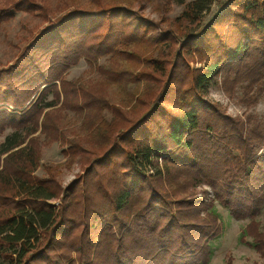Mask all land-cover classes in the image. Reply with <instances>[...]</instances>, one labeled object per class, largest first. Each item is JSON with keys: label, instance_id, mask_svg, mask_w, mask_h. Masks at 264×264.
I'll use <instances>...</instances> for the list:
<instances>
[{"label": "trees", "instance_id": "1", "mask_svg": "<svg viewBox=\"0 0 264 264\" xmlns=\"http://www.w3.org/2000/svg\"><path fill=\"white\" fill-rule=\"evenodd\" d=\"M216 1L158 0L161 15L183 8L154 22L135 9L152 0H57L54 19L37 0H0V31L16 14L42 25L0 69V134L15 130L0 141V264H209L215 202L248 220L238 243L264 261V134L205 98L222 73L264 80V0H223L201 26ZM80 59L122 106L136 98L129 110L66 79ZM54 143L84 169L64 191L60 165L35 175ZM205 184L213 198H195Z\"/></svg>", "mask_w": 264, "mask_h": 264}, {"label": "rangeland", "instance_id": "2", "mask_svg": "<svg viewBox=\"0 0 264 264\" xmlns=\"http://www.w3.org/2000/svg\"><path fill=\"white\" fill-rule=\"evenodd\" d=\"M157 1L152 0L150 3L137 4L135 5V9L141 12L144 17L154 22H159L164 18L173 20L180 15L183 6L178 4H172L170 12L161 15L154 9V4ZM222 1H216L211 5L210 9L203 15L201 26L213 18L218 12L220 2ZM37 2L48 10V19H54L63 14L55 8L57 0H37ZM40 24V20L31 15L20 16L16 14L13 20L5 25L4 29L0 31V69H6V67H9L16 60L22 47L28 44L32 34L42 27ZM162 24L163 27L167 26V23ZM190 65L193 68L199 67L197 64ZM65 77L68 81L77 79V83L85 87L86 90L92 91L94 94L99 95L101 100L110 102L124 111L129 110L135 103L136 98L132 100L130 106H122L118 101L124 94L118 90H109L106 83H99L101 79L96 75L95 70L88 69V65L83 59H80L77 64L72 66L65 74ZM135 90L141 92L143 90L142 85ZM48 98L46 100H50ZM127 98L130 97L127 96ZM205 98L217 105L225 114L241 119L248 129L257 126L264 134V80L254 83L243 78L238 79L235 74L230 72L222 73L210 84ZM59 112L61 113V111ZM63 116H65L63 121H65V126L69 131H81V129H76L81 126V120L78 117L69 112H64ZM104 116L107 119L110 118L108 113H105ZM14 131L12 127H8L0 134V141L7 134H11ZM73 137V135L70 136V138ZM61 150L57 143L44 146L41 153L40 165L35 175L38 177L43 176L45 173L43 168L46 166L60 165L61 168L59 169L57 180L62 191H64L84 173V169L77 160L72 161L70 166L67 167L65 165L67 158L63 157ZM259 153H264V142L260 146ZM136 161L140 168L145 169V172L150 171L154 174L141 157L136 158ZM190 192L198 199L210 200L213 198V192L206 184L198 185L190 190ZM60 197L55 200H59L60 202ZM214 205L220 214L217 225L221 229L220 235L215 241V248L209 264H264V261L256 251L244 244L238 243L237 237L248 223V220H235L229 215L228 209L223 205L217 202ZM256 218L263 223V215H258Z\"/></svg>", "mask_w": 264, "mask_h": 264}, {"label": "built area", "instance_id": "3", "mask_svg": "<svg viewBox=\"0 0 264 264\" xmlns=\"http://www.w3.org/2000/svg\"><path fill=\"white\" fill-rule=\"evenodd\" d=\"M210 189V188H209ZM212 193V192H211ZM49 204L53 207H58L59 204V200H53V201H49Z\"/></svg>", "mask_w": 264, "mask_h": 264}]
</instances>
